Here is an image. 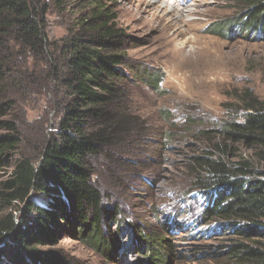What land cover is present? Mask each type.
<instances>
[{
    "label": "trees",
    "instance_id": "trees-1",
    "mask_svg": "<svg viewBox=\"0 0 264 264\" xmlns=\"http://www.w3.org/2000/svg\"><path fill=\"white\" fill-rule=\"evenodd\" d=\"M103 2L90 0L89 15L96 24H89L87 33L52 52L46 35L48 4L0 0V92L16 52L45 57L58 113L56 132L32 156L18 150L22 141L16 121H0V130L6 132L0 135V170L15 152L21 153L15 168L0 179V264H69L61 251L53 249L67 230L113 264L124 228L133 242L149 251L151 264H165L164 253L174 251L167 228L163 237L147 233L139 224L126 227L120 209L102 205L97 162L104 156L121 163L116 155L130 150L129 140L147 133L145 122L124 102L126 87L136 80L159 90L162 77L149 71L131 75L125 34ZM228 2L241 13L215 23L210 33L225 36L224 31L231 30L264 41V0ZM241 99L240 120L232 117L218 129L192 134L206 149L205 156L191 158L196 182L182 195V210L186 204H198L200 228L219 223L214 236L229 243L197 264H264V102L250 92ZM4 115L2 106L0 117ZM173 137L168 134V139ZM36 195L50 200L41 206ZM23 206L31 215L29 221L15 215ZM206 231L193 235L202 240Z\"/></svg>",
    "mask_w": 264,
    "mask_h": 264
},
{
    "label": "rangeland",
    "instance_id": "rangeland-1",
    "mask_svg": "<svg viewBox=\"0 0 264 264\" xmlns=\"http://www.w3.org/2000/svg\"><path fill=\"white\" fill-rule=\"evenodd\" d=\"M40 1L49 6V51L59 52L74 37L87 33L89 24H96L89 15L90 0ZM103 5L113 11L114 23L125 34L131 75L149 71L162 77L159 90L136 80L126 87L124 102L145 122L147 133L129 140L130 150L116 155L121 163H111L104 156L97 162L102 205L120 209L126 227L139 224L147 233L163 237L170 231L174 251L164 253L165 264H197L219 245L229 243L214 236L219 223L200 228L198 204H186L182 210V195L196 182L191 158L205 156L206 149L192 134L218 129L230 118L241 117V97L246 92L264 102V41L231 30L224 31L225 36L210 33L215 23L241 13L228 0H104ZM172 7L175 10L170 12ZM185 9L191 13L181 12ZM49 72L45 57L18 52L5 71L0 108L6 115L0 121H16L22 141L18 150L26 156L38 154L56 132L55 87ZM168 134L174 136L172 140ZM19 151L0 170V179L15 168ZM33 197L41 206L50 200L45 195ZM15 215L24 221L31 218L24 206ZM204 231L202 240L193 235ZM62 234L53 249L61 251L69 264H113L71 231ZM121 243L114 252L116 264H151L153 257L130 239L129 229L124 228Z\"/></svg>",
    "mask_w": 264,
    "mask_h": 264
},
{
    "label": "bare ground",
    "instance_id": "bare-ground-1",
    "mask_svg": "<svg viewBox=\"0 0 264 264\" xmlns=\"http://www.w3.org/2000/svg\"><path fill=\"white\" fill-rule=\"evenodd\" d=\"M160 2V0H156V2ZM178 2L180 3L181 2V0H178ZM176 5V4H175ZM181 5H184V4H181ZM185 6V5H184ZM186 7V6H185ZM175 10V7H172L171 8V11L170 12H172V11H174ZM181 12H185L187 15H189L190 13H191V10H182Z\"/></svg>",
    "mask_w": 264,
    "mask_h": 264
}]
</instances>
